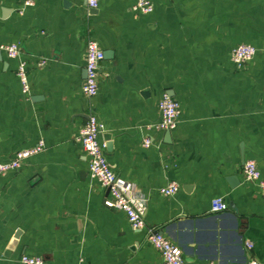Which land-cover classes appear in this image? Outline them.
<instances>
[{
	"label": "crops",
	"instance_id": "obj_1",
	"mask_svg": "<svg viewBox=\"0 0 264 264\" xmlns=\"http://www.w3.org/2000/svg\"><path fill=\"white\" fill-rule=\"evenodd\" d=\"M25 1L0 0V161L44 148L0 176V264H20L22 254L45 264L163 263L89 176L77 134L90 114L146 224L187 261L264 264V194L242 174L252 159L264 179V0H152L148 14L135 0ZM88 39L110 52L92 98L81 91ZM11 43L28 94L18 58L1 49ZM242 43L256 53L240 67L230 53ZM164 94L180 114L174 129L156 131ZM170 181L179 190L164 196ZM214 197L224 211H211Z\"/></svg>",
	"mask_w": 264,
	"mask_h": 264
},
{
	"label": "built area",
	"instance_id": "obj_2",
	"mask_svg": "<svg viewBox=\"0 0 264 264\" xmlns=\"http://www.w3.org/2000/svg\"><path fill=\"white\" fill-rule=\"evenodd\" d=\"M89 8H97L99 0H86ZM34 0H26L24 5H33ZM133 9L143 14H148L153 10L152 0H135ZM1 49L8 58H18L16 75L21 84L24 94L29 92V82L26 70V62L19 58L20 48L17 44L11 43L2 45ZM256 53V48L247 43L236 45L231 53V61L236 66H244ZM104 59V52L93 39H88L85 46L84 68L85 79L81 86L82 93L92 98L98 92V76L101 62ZM45 61H41L43 64ZM159 119L151 125L156 131L172 130L176 127L180 114L179 103L168 94H164L158 101ZM104 130V124L94 115L90 114L85 123L80 127L77 134V141L87 157L89 176L108 190V195L104 200V205L108 208L121 211L125 214L130 225L134 229H144L146 240L159 251L162 257V264H199L187 261L180 247L173 244L161 231L154 226L146 224L141 211L137 208L134 200L128 194V185L118 179L116 173L105 156V146L99 141V135ZM153 141L151 137L143 139V146L149 147ZM44 148L43 142L36 146L17 151L11 158L0 161V176L9 171L18 169L30 156L39 153ZM242 174L246 181L253 182L264 194V179L261 177L257 163L248 159L243 162ZM179 183L170 181L160 188L164 196H173L179 190ZM226 203L221 197H214L211 200V211L221 212L226 209ZM247 247L252 243L247 242ZM20 264H45L42 257L37 255L22 254L19 259ZM247 264H258L255 260Z\"/></svg>",
	"mask_w": 264,
	"mask_h": 264
},
{
	"label": "water",
	"instance_id": "obj_3",
	"mask_svg": "<svg viewBox=\"0 0 264 264\" xmlns=\"http://www.w3.org/2000/svg\"><path fill=\"white\" fill-rule=\"evenodd\" d=\"M108 56H110V52H107L104 54V58H108ZM0 60H1V50H0ZM168 95L171 96L170 94H168ZM107 146H108V144H107ZM107 148H109V146ZM230 264H237V263H230Z\"/></svg>",
	"mask_w": 264,
	"mask_h": 264
}]
</instances>
